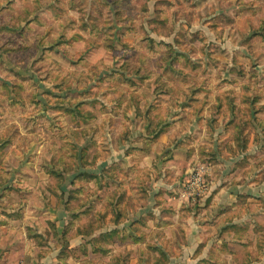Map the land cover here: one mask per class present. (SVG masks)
<instances>
[{
  "label": "rangeland",
  "instance_id": "rangeland-1",
  "mask_svg": "<svg viewBox=\"0 0 264 264\" xmlns=\"http://www.w3.org/2000/svg\"><path fill=\"white\" fill-rule=\"evenodd\" d=\"M178 115L195 120L196 155L177 169L213 158L207 184L241 185L242 206L179 194L191 249L124 247L142 226L129 191L155 149L145 135L173 132ZM260 248L264 0H0L3 263L53 253L55 264H264Z\"/></svg>",
  "mask_w": 264,
  "mask_h": 264
},
{
  "label": "crops",
  "instance_id": "crops-1",
  "mask_svg": "<svg viewBox=\"0 0 264 264\" xmlns=\"http://www.w3.org/2000/svg\"><path fill=\"white\" fill-rule=\"evenodd\" d=\"M176 118V127L173 132H168L162 135V137L154 140L145 135V139L148 138L149 141L156 142L153 146L155 149L152 153L150 151L149 154L146 155L148 157H146L141 163L142 168L144 167V172L141 174L142 178L140 179L142 184L141 189L137 193L132 190L129 191V193L131 192L129 198L137 199L139 203L133 204L132 214L135 216L134 219L142 221L144 225L139 227L140 232L134 236V240L127 238L120 241V244L124 247H126L130 243L129 241L132 240V246L142 247L151 245L158 246L160 248L163 246L162 239H165V249H167L166 252L169 254H175L178 252L183 253V248L187 247L188 243V248L191 249V247H193L194 239L192 235L194 234V231L184 235L183 233H180L181 229L179 227L182 220H188L190 225L193 220V216H190V214H192V207L190 208V206L187 205L190 203L179 196V194L181 195L183 193V179H186L191 169L189 170L187 166L182 170H179L177 169V164L186 156L187 159L192 156L195 158L196 154L193 146V134L191 135L190 133L192 131L193 121L195 120L192 117L189 122V119L185 118L183 120L185 123L182 124V120L179 119V115L174 117L173 120ZM181 129H183V131H181ZM139 147L142 146L140 145ZM149 148L150 147H147V149ZM159 148H161L162 152L161 158H157L156 149ZM164 156L166 157L163 158ZM200 159L204 160V158ZM212 160L213 158L210 157V160L208 159L207 161L211 165L210 169L214 171L213 168L218 166L219 163L211 162ZM223 175L225 174H222L220 177H223ZM214 177H218V175L214 174ZM231 183H233V181ZM239 187L242 186L234 183L230 185L228 190H225L226 188L221 184L209 183L207 184V191L202 197H204L206 202L209 204L211 203L209 206L211 207L215 205L216 201H219L218 203H223L225 197H229V195H231L230 199H232V201H229L231 204L230 207L237 208L242 206V203L239 202L238 191L234 192V189ZM175 193L177 195H175ZM235 195H237L236 199ZM165 196L167 197L166 199ZM170 197L173 198L170 199ZM180 200L183 203H181ZM184 204H186V206ZM217 206L219 205L217 204L215 207ZM181 211L183 213H188L190 218H188V216H182ZM229 212H231V208L227 210L225 208L220 211V215L222 216ZM167 220H170L171 224L164 226L163 223ZM164 233L166 234V237L161 235ZM17 245L18 241L11 245V249L17 248ZM40 256L41 255L37 254V258L33 261L28 260L26 263L55 264L52 261L53 257H57V263H60L58 261V255L55 256L53 253L44 254V257L42 258ZM0 260V264H12V261H10V263H3L2 259Z\"/></svg>",
  "mask_w": 264,
  "mask_h": 264
},
{
  "label": "built area",
  "instance_id": "built-area-1",
  "mask_svg": "<svg viewBox=\"0 0 264 264\" xmlns=\"http://www.w3.org/2000/svg\"><path fill=\"white\" fill-rule=\"evenodd\" d=\"M212 169L206 166H198L195 169H191L187 178L182 184L183 193L182 197L188 200H199L207 190V175H211ZM18 264H25L20 262Z\"/></svg>",
  "mask_w": 264,
  "mask_h": 264
},
{
  "label": "trees",
  "instance_id": "trees-1",
  "mask_svg": "<svg viewBox=\"0 0 264 264\" xmlns=\"http://www.w3.org/2000/svg\"><path fill=\"white\" fill-rule=\"evenodd\" d=\"M245 103H246V104H249V99H248ZM248 109H249L250 111L252 110V108H250V107L247 106V110H248ZM241 110H242V109H240L239 111H241ZM239 121L243 122V121H246V120H239ZM241 122H239V123H241ZM243 129H244V128H243ZM243 129H242V130H237V131L245 132ZM235 139H236L237 142H239L238 137H236ZM244 139H245V138H244ZM145 141H146V143H151V141H149L148 138H146ZM150 146H151V145H149L148 147H150ZM149 149H150V148H149ZM149 149H148V150H149ZM149 152H150V150L145 154V156L148 155ZM137 161H139V160H137ZM213 177H214V173H213V171H212V172H211V175H207V181H209V180H210L211 178H213ZM140 184H141V180H140ZM118 220H121V221H122L123 219L120 218V219H118ZM164 222H165V221H164ZM139 223H140L141 225H144L142 221L139 222ZM260 253H261V254H264V248H260Z\"/></svg>",
  "mask_w": 264,
  "mask_h": 264
}]
</instances>
